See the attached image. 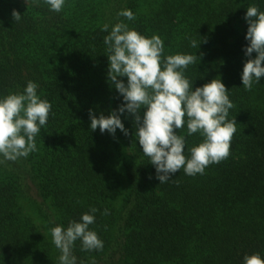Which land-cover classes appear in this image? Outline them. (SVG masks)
Listing matches in <instances>:
<instances>
[{"label":"trees","instance_id":"trees-1","mask_svg":"<svg viewBox=\"0 0 264 264\" xmlns=\"http://www.w3.org/2000/svg\"><path fill=\"white\" fill-rule=\"evenodd\" d=\"M249 6L264 12V0H65L60 12L45 0H0V99L32 81L52 106L35 136L37 151L16 161L0 154V264H60L50 229H67L92 208L89 230L104 247L83 251L75 241L76 264L264 259V77L251 91L241 79ZM13 9L22 15L17 23ZM122 10L135 19L118 16ZM120 22L160 36L162 70L168 55L199 56L183 70L193 91L213 79L228 89L234 107L227 119L237 122L230 154L204 174L181 169L160 184L127 112L121 120L129 135L91 130L90 109L108 116L124 102L109 83L104 43ZM177 134L186 138V158L204 140L199 132L189 136L186 122Z\"/></svg>","mask_w":264,"mask_h":264},{"label":"clouds","instance_id":"clouds-1","mask_svg":"<svg viewBox=\"0 0 264 264\" xmlns=\"http://www.w3.org/2000/svg\"><path fill=\"white\" fill-rule=\"evenodd\" d=\"M45 2L56 12H60L65 4V0ZM117 15L135 19L131 10H122ZM12 16L15 23L22 17L15 9ZM244 18L249 25L245 37L249 43L244 48L248 59L241 79L245 90L251 91L253 83H259L264 77V12L249 6ZM108 29L109 25L104 24L102 31ZM104 43L109 60V83L124 102L108 116L101 113L97 118L90 109L92 131L99 128L101 133L115 136L116 130L120 129L127 136L129 130L125 128L121 114L134 115L135 137L155 167L160 184L171 180L170 177L181 169L189 176L202 175L207 166L229 156L237 122L227 119L229 110L234 107L228 89L221 79H213L193 91L183 74V70L194 64L199 56L168 55L163 59L162 70L164 43L160 36L147 38L123 22L111 28ZM191 46L197 47V41L192 40ZM253 53H257L255 58H252ZM121 77H127V83ZM37 87L29 81L23 93L0 99V154L4 160L16 161L37 151L35 136L46 126L52 107L37 95ZM141 110H144L143 116ZM185 122L189 136L199 132L204 137L202 143L190 149V158L184 155L185 136L177 134ZM97 211L91 209L93 214ZM93 214L84 213L80 222L71 221L67 229L62 226L50 229L52 242L62 253L60 264H76L71 250L77 240L81 241L83 251L103 250V241L95 231L89 230V225L95 222ZM103 214L107 215L108 210L105 209ZM244 264H264V259L258 253L246 255Z\"/></svg>","mask_w":264,"mask_h":264}]
</instances>
